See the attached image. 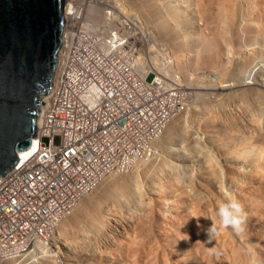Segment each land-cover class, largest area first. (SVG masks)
I'll list each match as a JSON object with an SVG mask.
<instances>
[{
    "label": "bare ground",
    "instance_id": "6f19581e",
    "mask_svg": "<svg viewBox=\"0 0 264 264\" xmlns=\"http://www.w3.org/2000/svg\"><path fill=\"white\" fill-rule=\"evenodd\" d=\"M108 3L111 29L125 43L128 24L138 22L171 48L174 60L160 61L167 58L160 52V60L150 59V73L179 72L196 96L220 97L222 113L193 105L173 116L151 156L106 175L57 222L47 242L35 241L0 264H264V0ZM85 7L87 26H96L99 15L91 3ZM71 12L69 2V20ZM119 26L129 30L120 36ZM131 65L142 68L138 61ZM32 146L18 151L19 160ZM154 165L158 172L151 175ZM145 173L148 181L139 185ZM128 194L138 208L124 205ZM106 199L125 202L103 208ZM229 199L243 208L239 231L222 227L214 212Z\"/></svg>",
    "mask_w": 264,
    "mask_h": 264
},
{
    "label": "built area",
    "instance_id": "2783aa9c",
    "mask_svg": "<svg viewBox=\"0 0 264 264\" xmlns=\"http://www.w3.org/2000/svg\"><path fill=\"white\" fill-rule=\"evenodd\" d=\"M69 2L72 18L64 16L62 50L42 95L32 149L0 174V259L47 242L106 175L151 156L154 140L187 106L177 85L138 75L120 52L125 36L92 31L83 0H65L64 9Z\"/></svg>",
    "mask_w": 264,
    "mask_h": 264
},
{
    "label": "water",
    "instance_id": "95a60500",
    "mask_svg": "<svg viewBox=\"0 0 264 264\" xmlns=\"http://www.w3.org/2000/svg\"><path fill=\"white\" fill-rule=\"evenodd\" d=\"M64 0H0V174L31 145L41 97L53 85Z\"/></svg>",
    "mask_w": 264,
    "mask_h": 264
},
{
    "label": "rangeland",
    "instance_id": "374dc122",
    "mask_svg": "<svg viewBox=\"0 0 264 264\" xmlns=\"http://www.w3.org/2000/svg\"><path fill=\"white\" fill-rule=\"evenodd\" d=\"M86 1L88 3H91V5L93 6L94 10H96L97 14L99 15L98 17H96L97 25L96 26H89V28L92 31H98L104 37H106L109 32L116 31V30L111 29L113 27H111V25H110V19H111V17H113V14L111 13V11H112V8H110V5L111 4L108 3L109 0H83V3L85 4V6L88 4V3H86ZM85 6H84V8H86ZM106 11L109 12L108 15L104 13ZM134 11H136V10H132L130 13H134ZM64 16H65V14H64ZM103 16H105V20H106L105 22H102L103 21ZM86 19L87 18L85 16V20ZM121 19H123V17H121ZM85 22L86 23H90V22H88V20H86ZM144 22H146V21H144ZM128 25L130 26L131 31H128L129 30L128 28H123V27L121 28L119 26L120 27V30H119L120 34H121V32L123 34V33H125V31L126 32L128 31V35H129V38H127V40H128L127 43H125V45L122 46L120 52L123 53L124 57L126 58V60L130 64H134L137 61L139 63H141L142 68L138 67V69L136 68V65H134L135 67L132 65V67L135 69V71L138 73V75H140L141 77L145 78L146 80H149L150 78H153V77H156L157 76V77L163 78L165 81H167L168 83H171V84H173V82L176 81V83H178L179 86L182 87V89L187 93L188 98H187V107L186 108H190L193 105H197L198 107H201L202 105H204V106H206V108H203V109H204V113H206V114L213 113V112H215V113H222V106L221 105L223 103H222V100H219L220 97H217L216 98L218 100L212 101L213 100L212 97H209V98L205 99V97L202 98V97L196 96L192 92L194 90L191 88L190 84H188L189 81L185 80L186 79L185 78L186 76H184V78H183L182 75L179 72H176L175 70H174V73L168 71V74L166 73L165 75L163 73L162 74L161 73H157V74L150 73L152 71V61L150 60L151 57H154L155 56L157 60H160L162 58V55H161V58H160L159 54H161L162 52L163 53L166 52L167 54L165 53V55H167V58L166 59L165 58L164 59L162 58L160 61H162V62H165L166 60L167 61L168 60L169 61H171V60L173 61L174 60L173 59L174 57L172 56L173 55L172 54V50H171V48L168 47L167 44H165L164 42H162V40H160V38L156 37L157 34H156V32H154V29H152L151 27L147 28L145 24L140 25L138 22H135L134 25L133 24H128ZM126 29H128V30H126ZM148 33H150V34L152 33L155 36H153V35L150 36V34H148ZM170 52H171V55H170ZM149 60H150V62H149ZM139 68H140V70H139ZM206 74H208V72H206ZM171 76L172 77L173 76L174 77L175 76L178 77V79L180 81L178 82L177 81V78L175 79L173 77L174 78L173 79ZM212 77H214V76L212 74H210V78H212ZM169 81H173V82H169ZM183 112H185V111H183ZM153 144H154V142H153ZM156 148L159 151V153L161 152V150L163 152L165 151L163 149H160L158 146H156ZM155 166L156 165H154V166L150 167V169H148L149 173L152 170L151 173H150L151 175H153L154 173H157L158 172L157 171L158 169L156 171L153 170V169H155V168H153ZM158 167L159 166L157 165L156 168H158ZM148 171H147V174L150 175L148 173ZM153 171H155V172H153ZM117 173H120V172H117ZM147 174L145 173L146 176H144V177H146V180L143 177L144 179H142L140 181L141 184H140V182L138 183L139 185L144 184L145 183L144 181H146V182L148 181V179H147L148 178V175ZM142 181H143V183H142ZM124 199H126L125 200L126 202L123 200V202H125L124 203L125 206L128 205L129 208H131L130 206H132L133 209L136 208V206H137V208H138V204H137L138 203V200H135V199H137V197L135 195H132V194L129 195L128 194ZM109 201H111V202L114 201V202L107 203V204H109L108 206H110V204H112V205H117L119 207L121 204H123L122 200H120V201L117 200L116 201L115 199L114 200L106 199L105 201H103L104 202V206L102 205L103 204V202H102V204H101L102 207L104 208L106 202H109ZM134 201H136L135 202L136 205H135ZM121 207H123V206H121ZM120 208H118V209H120ZM125 208H127V207H123L122 210L125 211ZM87 227L88 226H86V229L87 230H88V228L89 229L91 228V227H88V228ZM76 240H78V238H76L75 241ZM58 259H59V257H58ZM0 260L3 261V263H4V260H6V258L4 260L3 259H0ZM7 261L8 260H6L5 262H7Z\"/></svg>",
    "mask_w": 264,
    "mask_h": 264
},
{
    "label": "clouds",
    "instance_id": "9594fccd",
    "mask_svg": "<svg viewBox=\"0 0 264 264\" xmlns=\"http://www.w3.org/2000/svg\"><path fill=\"white\" fill-rule=\"evenodd\" d=\"M216 217L222 227H231L239 231L243 223V208L239 201L229 199L220 203L214 210ZM214 231V230H213Z\"/></svg>",
    "mask_w": 264,
    "mask_h": 264
}]
</instances>
